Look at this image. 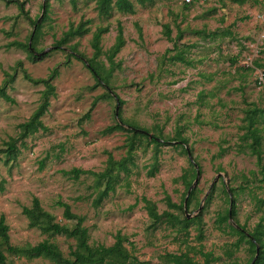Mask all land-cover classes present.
Returning a JSON list of instances; mask_svg holds the SVG:
<instances>
[{
  "label": "rangeland",
  "instance_id": "1",
  "mask_svg": "<svg viewBox=\"0 0 264 264\" xmlns=\"http://www.w3.org/2000/svg\"><path fill=\"white\" fill-rule=\"evenodd\" d=\"M20 1H24L31 19L43 15L44 0ZM131 1L134 13L114 8L109 16L102 17L95 0H48L49 10L36 42L37 48L47 51L42 59L33 61L27 44L34 26L19 13L16 3L0 0V82L4 71H15L13 82L6 86L13 102L0 97V150L17 136L19 123L29 118L40 100L43 86L25 79L22 69L35 78L46 77L55 66L59 71L53 80L54 95L41 118L46 129L18 140L19 153L14 160L6 163L0 152V216L8 225L9 242L31 250L48 239L64 256L69 255L73 239L45 234L28 225L22 207L37 197L62 224L71 226L74 221L64 218L60 203L83 215L90 244L110 245L118 232L123 235L124 245L136 260H124L116 253L118 264H164L184 251L200 259L196 252L200 248L220 257L216 264H244L251 256L248 244L242 242L233 258L225 256L228 244L238 236L218 228L216 218L231 208L232 195L224 193L229 187H236V219L247 230L264 216V202L258 200L264 199V178L245 144L249 140L242 139L247 110L264 109V83H257L258 71L264 73V0H155L147 6ZM85 19L91 20L87 33L55 47L64 31ZM118 23L125 43L113 57L112 88L108 90L96 85L84 59L93 55L92 32L97 26H107L98 60L103 71L109 68L107 53L115 41ZM242 43L260 48L254 69L238 65L236 59L245 50ZM69 45L76 47L78 58L68 55L75 53ZM179 51L185 61L173 58ZM19 61L21 67H17ZM107 92L113 98L107 97ZM116 97L123 100L117 112L120 110L124 119L152 134H163L164 143L156 146L140 138L131 171L121 172L115 190L94 206L92 199L99 189L94 175L84 172L75 177L72 170L101 172L112 160L125 155L128 133L102 132L118 119ZM94 99L95 105L85 117ZM258 119L255 127L263 135L264 150V113ZM177 133L187 139L200 169L193 187L194 200L187 208L189 218L200 214V222H193L187 230L165 222L152 225L140 200L143 196L152 200L159 212L168 208L166 195L177 204L181 202L185 189L180 175L190 168L191 161L170 139ZM155 147L158 170L149 175ZM170 211L180 218L185 216L184 211ZM199 229L202 239L198 238ZM0 250L11 264L52 262L41 256L12 254L2 243Z\"/></svg>",
  "mask_w": 264,
  "mask_h": 264
},
{
  "label": "trees",
  "instance_id": "2",
  "mask_svg": "<svg viewBox=\"0 0 264 264\" xmlns=\"http://www.w3.org/2000/svg\"><path fill=\"white\" fill-rule=\"evenodd\" d=\"M5 3H16L19 8V13L24 15L27 19L30 20L31 24L35 27L34 32L30 35V41L27 44V49L29 53V58L33 61H38L42 59L44 54H39L44 49H39L36 46L37 37L40 32L42 22L47 17V12L49 10V2L48 0H44L42 4L43 15L36 19H31L28 15V12L24 8V1L20 0H3ZM155 0H136V2L141 6H147L153 3ZM243 2L244 0H240ZM95 8L99 16L107 17L111 14L112 10L115 8L123 13H134L135 6L131 0H95ZM91 20L85 19L80 21L77 25H71L66 31L62 33V36L55 41V47L59 48L60 46H64L70 41L72 38L76 36H82L90 30L89 24ZM165 34L169 36L170 29L167 24L164 25ZM138 30L140 31V27L138 26ZM108 31L107 26H97L91 35V47L93 49V55L90 58L84 59V63L86 67L91 71L95 78L96 85L105 86L108 90L112 88L109 85V79L112 71L114 70L115 64L113 61V57L120 51L122 46L125 43V39L123 37V31L121 24L117 25V35L115 37V41L113 45L109 48L107 53V58L110 63L109 68L103 71V64L98 60V57L102 54V46L101 40L102 36L105 32ZM181 37V33L177 35V39ZM246 49V45L242 43ZM71 51L68 55L74 56L78 58V52L76 47L73 45H69L68 47ZM244 50V49H243ZM242 50V51H243ZM241 51V52H242ZM37 52V53H36ZM239 53V55L241 54ZM238 55V57H239ZM237 57V61H238ZM173 58L181 61H185L182 53L179 51ZM234 61V60H232ZM68 62L65 61V63ZM256 63V61H255ZM22 63L19 61L17 63V67H21ZM241 67V66H240ZM243 68V67H242ZM251 69V68H247ZM23 75L25 79L34 83L41 84L43 88L40 91V100L37 107L31 113L29 118L24 122L19 123V132L16 137H11L6 143L5 147L0 150L3 154V158L7 163L9 160H14L18 153L19 147L17 146V141L22 140L26 136H29L39 130H45L46 126L42 121V116L47 112L48 107L50 105V97L54 95L55 86L53 84V80L57 77L59 71L58 66H55L50 73L46 77L35 78L32 77L25 69H22ZM15 77V71L12 73L9 71H4V79L0 82V97L6 101L13 102V98L10 97L6 90L7 84L13 82ZM111 92V91H110ZM107 92L106 96L109 98H113L112 93ZM117 98V103L120 107L123 104V100ZM96 99L91 103L90 108L85 113V117H89V114L95 105ZM118 110V108H117ZM264 109L252 108L247 110L245 115V124L246 131L242 134L243 140L246 141V146L248 147L251 154L255 156L256 165L258 166V172L264 178V162H263V135L260 129H256V125L259 122V117L263 116ZM118 119L115 121L113 125L106 126L102 132L109 133L116 130H125L128 135L126 138L125 146L126 151L125 155L120 159H114L110 162V166L105 168L101 172H93L82 169H73L72 172L74 176L77 177L80 173H91L94 175L96 179V184L99 189L96 193V196L92 199V204L94 206H99L102 200L109 195L110 192L115 190V187L120 179V173L128 174L131 171L130 165H134V154L137 146L141 143L140 138H145L148 142L153 143L156 146L162 145L164 141L163 134H152L148 129L142 128L138 126L136 123L131 122L129 120L124 119L121 116L120 110L117 112ZM255 127V130L252 129ZM175 141V146L181 147L184 152L187 153L185 145H187V139L185 137H181L179 133H177L176 137L170 138ZM155 152L153 155L154 161L152 165L148 169L149 175H154L158 170V153L157 147H155ZM1 158V157H0ZM198 165V164H197ZM200 170V169H199ZM254 173V172H253ZM196 176V169L192 162H190V168L184 171L180 178L184 185V193L182 196V200L179 204L173 202L169 195L165 196V201L167 205V209L159 212L156 204L146 197H141V201L143 202V207L147 211V214L151 220L152 225H157L162 222L169 224L172 227H178V230L185 229L190 226L193 222H200V214L193 218H187L186 213L183 218L179 217L178 213H174L170 211L173 209L175 211H184V200L186 197V193L190 185L192 184L194 178ZM224 193L226 195H232L231 208H230V216H229V208H227L224 212H219L217 214L216 223L218 224V228L225 231L226 233H231L233 235H237V239L228 244V247L224 251V255L228 258H233V254L240 247L242 242H246L248 244V250L251 254L250 258H248L247 262L244 264H264V216H261L256 224L253 226L251 230H247L246 227L236 219V209L233 204L235 200L236 187H229L224 189ZM195 196L194 189L191 190L188 197L186 198V207L193 202ZM210 195L206 200H209ZM260 203L264 202V199H258ZM63 206V216L67 220L74 221V223L69 226L67 224H62L55 220L54 215L49 211L45 210L40 200L37 197L32 198L31 205L23 206L22 212L28 218V225L30 227L38 228L42 233L50 234V235H64L68 238L73 239L74 246L71 247L68 256H64L62 251L59 249L58 245L55 242L49 241L45 239L37 243L33 249L27 250L21 247L10 244L9 242V234H8V225L5 223V219L3 216H0V243L6 246V249L16 255H24L32 257L34 255L41 256L50 259L51 264H118V260L116 259V253L124 260H132L135 261V256L131 255L130 251L124 245L125 238L119 232L115 235V240L110 245H105L102 243L99 244H90L89 243V234L88 228L83 224L85 217L83 215L76 214L71 211L70 205L67 203H60ZM199 205V201H196V206ZM230 218H233V222H228ZM198 238L202 239L203 234L201 229L198 232ZM256 248H258L256 254ZM200 255V259H196L194 256H191L189 252L184 251L180 252L177 255L173 256L172 261H165L164 264H216V261L220 259V257L215 256L212 251H204L202 248L196 251ZM235 259V258H234ZM0 264H11L7 261L5 254L0 250ZM129 264H133L129 262Z\"/></svg>",
  "mask_w": 264,
  "mask_h": 264
},
{
  "label": "built area",
  "instance_id": "3",
  "mask_svg": "<svg viewBox=\"0 0 264 264\" xmlns=\"http://www.w3.org/2000/svg\"><path fill=\"white\" fill-rule=\"evenodd\" d=\"M187 2L191 0H186ZM246 49L241 52L238 57V65L243 68H251L254 69L255 58L259 56L260 48L258 44L254 43H245ZM257 83H264V73L262 71H258L257 75Z\"/></svg>",
  "mask_w": 264,
  "mask_h": 264
},
{
  "label": "water",
  "instance_id": "4",
  "mask_svg": "<svg viewBox=\"0 0 264 264\" xmlns=\"http://www.w3.org/2000/svg\"><path fill=\"white\" fill-rule=\"evenodd\" d=\"M42 10H43V9H42ZM41 16H42V14L40 15V17H41ZM34 29H35V27L33 28V31H32V32H34ZM46 51H47V49H44V50H42L41 52H39V54H44V53H46ZM36 53H37V52H36ZM117 105H118V104H117ZM117 108H118V106H116V109H115V113H116V115H117ZM185 147H186V150H187V155H188L190 161L193 163V165H194V167H195V169H196V176H195V178H194L192 184L190 185V187H189L188 190H187L186 197H185L184 204H183L184 212L186 213V217L189 218V217H191V214L187 211V207H186V198L188 197L189 193L191 192V190L193 189V187H194L195 184L197 183V180H198V178H199L200 171H199V167H198L197 163L194 161V159H193V157H192V155H191V153H190V151H189L187 145H185ZM227 191H228V189H227ZM229 201H230V205H231V201H232L231 197H230ZM229 216H230V208H229ZM257 251H258V248H256V254H257Z\"/></svg>",
  "mask_w": 264,
  "mask_h": 264
}]
</instances>
